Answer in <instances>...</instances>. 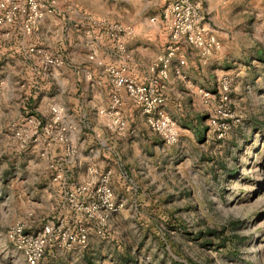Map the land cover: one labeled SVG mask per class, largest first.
<instances>
[{
    "label": "rangeland",
    "instance_id": "obj_1",
    "mask_svg": "<svg viewBox=\"0 0 264 264\" xmlns=\"http://www.w3.org/2000/svg\"><path fill=\"white\" fill-rule=\"evenodd\" d=\"M69 1L97 20L125 24L130 15L100 12L102 0ZM222 1L214 12L198 5L219 49L205 58L186 50L188 69L172 72L188 104L177 120L170 117L191 135L182 136L144 180L133 182L106 234L89 238L61 264H264V16ZM151 16L140 17L149 22ZM2 74L0 67V82ZM222 78L227 100L216 115ZM15 113L14 105L0 106V264H26L7 231L25 224L24 215L33 210L27 202L31 185L23 188L22 182L26 164L9 130ZM217 125L225 128L221 137Z\"/></svg>",
    "mask_w": 264,
    "mask_h": 264
},
{
    "label": "crops",
    "instance_id": "obj_2",
    "mask_svg": "<svg viewBox=\"0 0 264 264\" xmlns=\"http://www.w3.org/2000/svg\"><path fill=\"white\" fill-rule=\"evenodd\" d=\"M42 1L51 6L52 14L37 22L29 37H22L16 24L6 29L7 37L0 31V67L3 72L0 104L5 108L14 105L17 110L16 123L29 114L48 119L50 106H58L64 110V118L60 124L67 127L65 141H53L47 158L39 157L37 147L19 152L26 164L22 175L23 188H28L30 184L32 190L28 192L27 202L29 200L33 210L23 217L27 233L38 232L47 221L63 218L67 225H71L76 219V215L64 203L60 182L52 181V171L48 169L49 161L64 158L67 145L74 149V157L71 160L64 159L63 179L66 184L71 186L81 182L85 168L96 166L100 171L110 172L109 186L113 199L122 204L128 200L126 192L129 189L134 191L133 182L144 180L145 172H149L154 165H160V158L168 157V151L171 148L176 150L177 147V142L170 146L164 145L159 136L148 129L139 108L124 91L119 92L121 115L126 122L123 135L109 132L106 129L109 117L97 113L109 104L112 92L108 75L104 71L107 66H123L125 74L139 84L146 83L153 77L148 71V65L163 53L169 41L166 22L159 15L161 2L102 0L100 12L130 14L124 21L125 24H122L129 27L131 32L121 40L124 46V54L121 55L113 42L98 29L89 26L86 21L89 11L87 7L69 0ZM191 1L200 11L202 8L198 5L201 2L207 6L208 11L213 12L223 2ZM232 5L244 6L247 11H251L249 7H254V12L264 16V0H227V6ZM241 11L244 12V9ZM142 14H151L150 18L153 20H143L140 17ZM212 20L217 24L215 17ZM89 37L96 42L97 54L94 61L87 59ZM30 46L61 57L66 64L51 68L42 76L37 57L26 52V48ZM186 50L193 49L182 44L169 62L166 79L161 81L160 93L165 97L164 110L175 120L178 119L175 114H182L188 100L180 96L181 89L177 83H173L172 72L174 69L182 72L188 69L184 58L187 56L184 53ZM179 61H183V65L179 66ZM176 129L178 142L182 140V136L191 135L179 124ZM118 189L126 197L120 194L118 196ZM91 237H95V234L89 224L88 239ZM77 252L78 249L64 250L51 244L38 263H43L46 258L50 264H61L66 256Z\"/></svg>",
    "mask_w": 264,
    "mask_h": 264
},
{
    "label": "built area",
    "instance_id": "obj_3",
    "mask_svg": "<svg viewBox=\"0 0 264 264\" xmlns=\"http://www.w3.org/2000/svg\"><path fill=\"white\" fill-rule=\"evenodd\" d=\"M162 4L159 15L169 33V41L162 54L157 55L148 65V71L153 77L146 83L139 84L125 74V68H104L111 85V95L106 108L97 111L100 115L109 117L106 129L114 134L123 135L126 122L121 115L120 91H124L130 101L139 108L144 116L148 129L159 136L164 145L170 146L177 142L178 134L174 121L165 112V97L160 93L161 81L166 79L171 58L178 52L182 44L196 50L202 57H208L219 49V43L206 22V18L191 0H159ZM52 14V8L41 0H0V31L4 37L10 26L16 24L22 37H29L34 26L45 16ZM153 18L150 19L152 21ZM89 26L96 28L115 44L119 54H124L122 38L131 32L127 26L107 20L86 18ZM5 32V33H3ZM87 59L94 61L97 48L96 42L88 38ZM28 54L37 57L40 74L46 75L51 68H59L66 64L61 57L54 56L38 47L26 48ZM178 65H183L179 61ZM178 75V69H174ZM2 82H0V87ZM218 103L215 113H224L223 105L227 100V79L222 78L217 83ZM203 98L207 93L199 91ZM48 119L34 115L25 116L22 121L12 124L9 128L18 151L37 147L39 157L47 158L48 149L53 141H65L67 127L60 124L64 118V110L52 105L49 108ZM215 125L214 120L211 121ZM224 126L217 125L218 137L222 136ZM64 158L48 162L52 171V181H59L62 197L67 208L76 215L71 225L63 218L47 221L36 233L25 232V224L16 222L9 227L7 239L14 251L20 254L26 264H38L46 248L56 244L64 250L82 249L88 242V226L92 225L94 234L102 237L106 234L109 218L117 213L122 203L115 202L109 186V171H100L96 166L85 168L81 182L71 186L63 179V163L74 157V149L67 145ZM65 159V160H64Z\"/></svg>",
    "mask_w": 264,
    "mask_h": 264
}]
</instances>
